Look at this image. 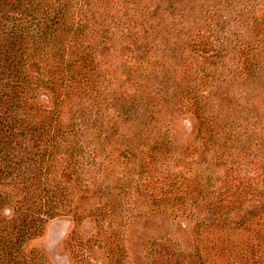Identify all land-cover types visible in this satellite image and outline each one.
<instances>
[{
  "label": "rangeland",
  "instance_id": "1",
  "mask_svg": "<svg viewBox=\"0 0 264 264\" xmlns=\"http://www.w3.org/2000/svg\"><path fill=\"white\" fill-rule=\"evenodd\" d=\"M118 1L109 0V6L105 3L99 11L108 14V20L103 21H106L104 28L110 32L116 23H122L126 31L136 30L138 43L132 49L145 39H152V25L171 16L174 6L176 14H189L192 8L189 5L199 7L202 3L123 0L121 5ZM187 6L185 11L183 8ZM142 8L147 9L145 17ZM252 9L250 15L241 17L245 26L241 24L240 29L248 33L233 44L235 47L243 43L246 54L220 43L213 44V51L206 52L199 47L201 41L197 38L191 46H186V55L199 78L204 69L214 71L215 86L206 84L202 88L207 98V116L216 120L220 128L224 127L219 128L222 134L230 127L234 132L236 127H243L223 151L204 145L194 109L182 105L180 96L175 102H152L149 98L145 104L142 99L146 90L143 94L133 87L130 92L136 98L123 101L125 95L120 92L129 86L122 79L132 75L127 69L128 61H138L140 57L138 52L128 49L136 41L135 35L130 34L126 41L117 38L103 44L104 34L98 32L100 29L94 27L92 20L89 28L76 27L77 50L87 55L85 50L95 49L90 57L102 65L98 84L102 91L98 93L95 86L87 91L90 96L77 92L82 96L77 98V106L87 108L88 112L92 110L93 116L101 107V120L91 121L97 126L90 125L97 130L107 127L112 134L96 146L97 132L89 126L90 137L84 143L80 140L84 155L81 161L87 163L89 159L91 163L84 165V170L77 169L84 185L65 196L62 205L47 201L49 206L57 205L53 206L54 218L43 224L41 232H31L22 242V253L30 264H212L215 260V264H264L263 249L257 246L261 242L264 245V23L259 20L264 0H256ZM234 11L233 6L223 11L225 30L235 31L239 26L241 18L235 17L238 19L235 21ZM112 15L115 20H111ZM97 19L101 20L98 16ZM108 21L113 25H106ZM160 35L167 36L165 32ZM154 45L153 50L163 46L160 42ZM244 62H247L246 71ZM32 64L38 66L34 61ZM116 77L122 83H116ZM207 86L213 87L214 95ZM36 93L44 107H55V96L48 89L38 88ZM153 105L161 110L154 118L150 114ZM161 140L166 141V148L152 150L155 144L164 142ZM86 144L92 145L89 148L96 152ZM51 168L50 164L44 166L43 171L51 173H44L46 181L38 186L46 183L49 188L69 187L72 175L60 171L62 166ZM56 170L61 177L53 175ZM204 170V178L192 184L190 195L185 189L174 192L178 186L173 188L166 180L174 181L175 175L194 180L196 172L202 175ZM0 193H9L13 198L3 209L10 219L9 231L19 220L14 216L18 198L25 202L22 207L29 218L37 216L35 198L25 200L19 185L0 178ZM24 213L19 215L20 220ZM233 230L236 234H229ZM239 239L254 245L251 255L243 252L242 244L229 249ZM223 249L227 253L223 254Z\"/></svg>",
  "mask_w": 264,
  "mask_h": 264
},
{
  "label": "trees",
  "instance_id": "2",
  "mask_svg": "<svg viewBox=\"0 0 264 264\" xmlns=\"http://www.w3.org/2000/svg\"><path fill=\"white\" fill-rule=\"evenodd\" d=\"M108 1L0 0V178L11 185H19L22 194L24 192L23 198L25 200L35 198L36 206L39 208L36 210L37 216L29 218L23 211L22 206L25 202L18 198L14 216H18L19 220L15 218L16 223L9 231L10 219L5 216L3 209L13 202V198L9 193H0V264H30L22 253V242L31 232H41L43 224L54 218L53 206L57 205L49 206L46 203L52 201L62 205L65 196L74 194L77 192L75 190H81L84 185L80 179L81 173L79 174L77 169L81 167L84 170L86 168L84 165L91 163L89 159L87 163L85 160L81 161L84 155L80 140L84 143L83 140L87 141L90 137L89 126L97 132L95 134L99 141L98 144L95 143L96 146L100 144L102 138L107 141L112 134L107 127L104 130H97L90 125L92 123L97 126L95 123L101 120V107L98 112L96 110L97 115L93 116L92 110L88 112L87 108L77 106L79 104L77 98L82 97L77 92L90 96L87 91L95 86L98 93L102 91L98 85L101 80L99 69L102 65L91 58L95 49H91V52L85 50L87 55L77 50L74 43L77 39L76 27L85 25L89 28L91 23H88L92 20L94 27H99L98 32L102 31L104 34L103 44L111 43L117 38L126 41L130 34L135 35L136 41L128 49L138 52L140 57L134 62L127 60L130 66L127 69L132 75L127 74L128 78L122 79L124 85L129 86L120 92L125 95L122 97L123 101L129 102L136 98L137 95L134 96L130 92L133 87L136 92L143 91V94L146 90L142 99L145 104L149 98L152 102L154 100L175 102L180 96L182 105L194 109L199 121L200 136L206 142L204 145H210L214 150H217L216 148L226 150L227 144L233 140L237 130L238 132L243 130V127H236L234 132L230 127L226 134H222L220 129L224 127L220 128L216 120L207 116V98L202 88L206 84L215 86L214 71L204 69L205 73L199 78L198 72L194 70L186 55V46H191L197 38L201 41L199 47L202 46L206 52L213 51L212 45L220 43L219 45L228 49L240 50L243 55L246 54L247 47H243V43L235 47L233 44L236 39L248 33V30L240 29L241 24L245 26V21L241 17L254 12L252 8L256 0H195L202 3L199 7L189 5L192 7L189 14L188 12L176 14L174 6L171 9V16L164 17L160 24L152 25L150 29L152 39H145L134 49L132 46L138 43L136 30L126 31L122 23H116L115 29L111 32L104 28L106 21L103 19L106 20L108 14L106 11L101 13L99 9L103 8L105 3L108 5ZM121 2L123 0L118 1L122 5ZM232 6L235 9L234 20H238L235 18L238 16L241 18L235 31L225 30L223 20L226 18L223 11ZM189 7L183 9L187 11ZM142 13L145 17L147 9H143ZM97 16L101 20H98ZM113 16L115 15H112L111 20H115ZM259 20L264 23V9ZM129 21L132 22L131 19ZM106 25L112 26L113 23L108 21ZM160 26L163 29H160ZM161 32H165L167 36L161 37ZM159 42L163 45L162 49L153 50L154 44ZM32 61L38 63V66L33 65ZM246 63H243L245 71ZM114 80L116 83H122L117 77ZM213 87L210 91L212 95ZM38 88L48 89L54 94L56 101L54 108L48 109L38 101L36 93ZM154 105L151 106L150 113L153 118L156 113H161ZM91 106L92 103L89 104V107ZM149 111L150 109L147 110ZM66 116L70 117H67L68 122ZM93 120L95 123L91 122ZM161 141L164 142L155 144L152 150L161 151L166 148L164 145L166 141ZM91 146L86 144L87 148ZM90 150L96 152V149ZM48 164L51 165V170L62 166L60 171L72 175L69 187L49 188L46 183L38 186L46 181L45 174L51 173L50 170L43 171L44 166ZM57 171L52 172L56 177L59 175ZM204 174L205 170L202 175L196 172L194 180L182 175L180 177L175 175L174 181L172 178L166 180L173 184V188L178 186L174 192L185 189L190 195V190L194 188L192 184L197 183L198 178L203 179ZM168 193L172 194L173 191ZM21 212L24 213L23 220L19 217ZM229 234H236L235 230ZM240 244L243 252L252 254L254 245H250L244 239L228 247L234 249ZM257 246L264 252L262 242ZM223 250V254L227 253L225 249ZM214 262L216 263V260Z\"/></svg>",
  "mask_w": 264,
  "mask_h": 264
}]
</instances>
